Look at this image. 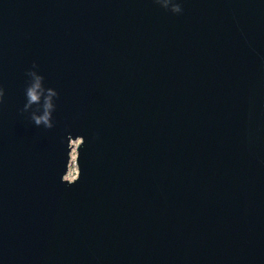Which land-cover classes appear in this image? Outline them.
<instances>
[{
	"label": "water",
	"instance_id": "obj_1",
	"mask_svg": "<svg viewBox=\"0 0 264 264\" xmlns=\"http://www.w3.org/2000/svg\"><path fill=\"white\" fill-rule=\"evenodd\" d=\"M182 7L0 0V264H264V0Z\"/></svg>",
	"mask_w": 264,
	"mask_h": 264
},
{
	"label": "clouds",
	"instance_id": "obj_2",
	"mask_svg": "<svg viewBox=\"0 0 264 264\" xmlns=\"http://www.w3.org/2000/svg\"><path fill=\"white\" fill-rule=\"evenodd\" d=\"M154 3L165 11H170L173 14H181L183 12L182 0H154ZM39 65L33 61L32 67L26 70L27 81L24 87L25 103L23 104L22 112L27 113L29 119L38 127L51 129L54 126L53 114L56 110V98L59 93L54 87H46L44 84L45 77L38 71ZM5 89L0 86V103L4 101ZM33 105H36L33 108ZM71 134L68 135L69 138ZM79 141V140H76ZM81 176V168L74 179H65V172L61 175L62 183L72 185L79 180Z\"/></svg>",
	"mask_w": 264,
	"mask_h": 264
},
{
	"label": "built area",
	"instance_id": "obj_3",
	"mask_svg": "<svg viewBox=\"0 0 264 264\" xmlns=\"http://www.w3.org/2000/svg\"><path fill=\"white\" fill-rule=\"evenodd\" d=\"M77 171H78V165L76 163V157H75V158H72L66 178H68L69 180L74 179L77 174Z\"/></svg>",
	"mask_w": 264,
	"mask_h": 264
},
{
	"label": "bare ground",
	"instance_id": "obj_4",
	"mask_svg": "<svg viewBox=\"0 0 264 264\" xmlns=\"http://www.w3.org/2000/svg\"><path fill=\"white\" fill-rule=\"evenodd\" d=\"M79 142H80V141H79ZM77 147H78L77 144L74 145V144L72 143V149H73V150L77 149ZM75 157H76V156H75V153H74V151H73L72 158H75Z\"/></svg>",
	"mask_w": 264,
	"mask_h": 264
},
{
	"label": "rangeland",
	"instance_id": "obj_5",
	"mask_svg": "<svg viewBox=\"0 0 264 264\" xmlns=\"http://www.w3.org/2000/svg\"><path fill=\"white\" fill-rule=\"evenodd\" d=\"M73 144H74V145L77 144V146H79L80 142H79V141H75ZM77 148H78V147H77ZM73 151H74L75 156H76V151H77V149H75V150H73ZM72 154H73V152H72Z\"/></svg>",
	"mask_w": 264,
	"mask_h": 264
}]
</instances>
